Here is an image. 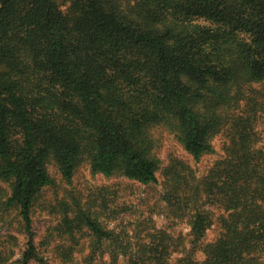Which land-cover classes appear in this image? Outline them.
<instances>
[{
	"label": "trees",
	"instance_id": "1",
	"mask_svg": "<svg viewBox=\"0 0 264 264\" xmlns=\"http://www.w3.org/2000/svg\"><path fill=\"white\" fill-rule=\"evenodd\" d=\"M64 1L66 11L56 0H0V181L27 235L20 262H45L33 210L56 185L50 162L68 185L83 163L92 174L156 183L154 129L164 128L196 161L218 134L231 138L226 159L192 187L230 212L223 232L196 260L211 225L199 210L193 245L175 264H264V151L253 149L264 122V0ZM188 185L179 179L166 199L181 204ZM81 221L113 245L95 248L91 263L111 252L108 264L120 255L125 264H172L178 244L166 231L133 244L85 212ZM80 229L64 233L77 240ZM10 255L0 250V264H13Z\"/></svg>",
	"mask_w": 264,
	"mask_h": 264
},
{
	"label": "rangeland",
	"instance_id": "2",
	"mask_svg": "<svg viewBox=\"0 0 264 264\" xmlns=\"http://www.w3.org/2000/svg\"><path fill=\"white\" fill-rule=\"evenodd\" d=\"M63 11L69 3L56 0ZM259 84L255 87L259 88ZM258 122V140L254 150L264 151V122ZM158 139L157 151L163 160L158 173V182L143 184L126 177L107 178L103 174H92L88 163L77 170L73 183L68 185L62 179L58 165L52 161L50 172L56 180L55 186L45 188L39 195L33 210L34 229L37 233L36 244L45 262L42 264H108L112 260L111 252H98L91 263L88 256L95 249H112L108 242H98L86 229L81 217L85 212L96 218L100 224L116 233L121 232L125 242L139 243L147 240L148 232L163 230L175 238L177 245L169 260L175 264L185 256L192 244V223L196 213L201 210L210 213L211 225L195 251L194 258L205 259L203 247L218 239L223 232V219L228 218L224 206L210 203L206 196L193 195L194 185L209 175L219 161L226 159L231 146V138L224 131L213 139L214 151L196 161L174 134L164 128H155ZM179 179L189 183L182 190L175 204L165 197L173 190L171 185H179ZM191 191V194L189 193ZM10 195L8 184L0 181V250L10 252V263L20 262L27 243V235L21 229L18 209L5 206ZM66 228H81L77 240L70 239ZM59 229V230H58ZM129 240V241H128ZM77 245H75V244ZM133 243V244H134ZM101 245V246H99ZM69 248L70 257H66ZM262 256L264 261V254ZM125 264V256L118 257ZM30 264H41L32 261Z\"/></svg>",
	"mask_w": 264,
	"mask_h": 264
}]
</instances>
